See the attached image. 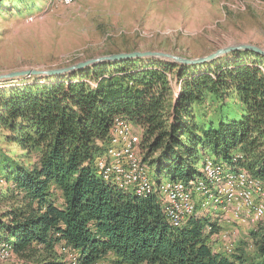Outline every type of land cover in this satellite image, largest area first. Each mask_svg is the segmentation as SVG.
Instances as JSON below:
<instances>
[{
  "label": "trees",
  "instance_id": "obj_1",
  "mask_svg": "<svg viewBox=\"0 0 264 264\" xmlns=\"http://www.w3.org/2000/svg\"><path fill=\"white\" fill-rule=\"evenodd\" d=\"M240 53L199 66L98 64L0 90V245L10 247L0 260L13 253L23 264L107 256L117 264H264V223L249 235L252 256L217 253L208 244L216 226L199 208L173 227L156 193L119 190L96 168L119 115L140 128L141 161L156 185L201 178L206 158L264 178V58ZM167 75L180 85L175 98ZM208 98L233 100L238 110L199 125L193 115Z\"/></svg>",
  "mask_w": 264,
  "mask_h": 264
},
{
  "label": "rangeland",
  "instance_id": "obj_2",
  "mask_svg": "<svg viewBox=\"0 0 264 264\" xmlns=\"http://www.w3.org/2000/svg\"><path fill=\"white\" fill-rule=\"evenodd\" d=\"M238 44H251L264 50V0H79L68 6L55 0H0V74L60 68L99 56L132 51L163 52L194 59ZM251 54L244 52L241 56L252 58ZM262 66L264 68V62ZM25 80L0 82V90L21 86ZM167 80L174 89L175 98L180 85L171 75H167ZM234 103L230 100L231 107L224 109L228 104L221 105L208 98L196 108L194 122L199 125L216 123L219 113L231 115L238 110ZM220 106L223 110H219ZM131 127L138 136L136 153L141 161V130ZM0 150H4L2 141ZM111 162L107 153L96 161L98 175L104 182L138 197L149 195L148 191L138 193L136 183H127L115 176L105 180L99 174V165ZM219 166L221 171L226 169L220 163ZM144 167L147 178L155 184ZM169 181L164 177L161 182ZM156 189L154 186L151 193ZM56 196L55 202L59 204V194ZM193 198L200 208V194ZM217 210L222 209L215 205L197 210L216 226L208 239L212 251L219 253L218 250H222L221 254L231 256L225 251L228 244L233 245V255L252 256L254 249L249 235L258 223H264V215L256 221L245 218L246 224H240L232 215L228 218L223 215L218 222L220 213ZM0 264L23 262L12 253L0 260ZM97 264L117 263L111 257Z\"/></svg>",
  "mask_w": 264,
  "mask_h": 264
},
{
  "label": "bare ground",
  "instance_id": "obj_3",
  "mask_svg": "<svg viewBox=\"0 0 264 264\" xmlns=\"http://www.w3.org/2000/svg\"><path fill=\"white\" fill-rule=\"evenodd\" d=\"M55 1L68 6L79 0ZM131 126L119 115L113 118V133L107 151V157L112 162L105 166L100 164L99 174H102L105 180L109 176H115L127 183H136L139 187L138 193L148 191L150 194L154 186L157 187L155 193L159 196L164 213L173 227L180 226L195 213L198 208L193 198L195 194H200L199 209L203 210L216 205L222 209L217 210L220 215L228 218L227 212H231L233 217L239 219L240 224L248 223L245 218L256 221L264 215V178L256 179L243 171L233 172L227 169L221 171L219 164L212 158H206L203 161L201 178L189 183L169 181L166 184L162 182L154 184L150 178H147L145 167L137 157L138 136L132 131ZM131 139L134 146L128 145ZM3 182L0 176V183ZM227 187L230 188L226 189ZM179 204L180 208H177ZM9 248L8 245H0V258L7 257ZM225 251L233 255V245L227 244Z\"/></svg>",
  "mask_w": 264,
  "mask_h": 264
},
{
  "label": "water",
  "instance_id": "obj_4",
  "mask_svg": "<svg viewBox=\"0 0 264 264\" xmlns=\"http://www.w3.org/2000/svg\"><path fill=\"white\" fill-rule=\"evenodd\" d=\"M232 52H251L253 54L259 55L264 58V50L259 48L258 46L251 44H238L234 46H230L225 49H220L215 53H212L207 56H203L200 58L194 59H186L176 55L163 53V52H153V51H132L127 53H118V54H110L95 57L92 59L80 61L73 63L69 66L53 68V69H26V70H18L12 71L8 73L0 74V82H9V81H19L23 79L29 78H37V79H54L58 77H62L68 74H72L78 71H82L84 69L90 68L92 66L98 64H106V63H114L118 61H128V60H138V59H157L163 60L167 62H171L177 65L184 66H199L202 64H206L212 62L225 54H229Z\"/></svg>",
  "mask_w": 264,
  "mask_h": 264
},
{
  "label": "built area",
  "instance_id": "obj_5",
  "mask_svg": "<svg viewBox=\"0 0 264 264\" xmlns=\"http://www.w3.org/2000/svg\"><path fill=\"white\" fill-rule=\"evenodd\" d=\"M128 145H133L134 146L133 139H131V140L128 141ZM120 173L124 174V172H120ZM229 188L230 187H227L226 189H229ZM177 208H180V204L177 206ZM242 208H244V207L242 206ZM184 211H188V210H184ZM227 216H231V212H227Z\"/></svg>",
  "mask_w": 264,
  "mask_h": 264
},
{
  "label": "crops",
  "instance_id": "obj_6",
  "mask_svg": "<svg viewBox=\"0 0 264 264\" xmlns=\"http://www.w3.org/2000/svg\"><path fill=\"white\" fill-rule=\"evenodd\" d=\"M221 216L223 217V215H219L220 218H222ZM213 217L215 218V216H213ZM220 218H219V219H220ZM218 222H221V219H220ZM227 222H228V221H227ZM233 223H234V222H233ZM237 225H240V224H237ZM218 251H219V253H222V250H218ZM110 258H111V256H107V257L105 258V260H110Z\"/></svg>",
  "mask_w": 264,
  "mask_h": 264
}]
</instances>
